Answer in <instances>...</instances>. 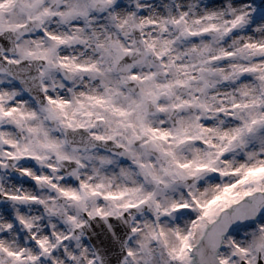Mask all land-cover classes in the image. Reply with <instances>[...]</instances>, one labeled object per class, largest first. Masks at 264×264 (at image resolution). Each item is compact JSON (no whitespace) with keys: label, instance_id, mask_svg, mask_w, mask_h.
<instances>
[{"label":"snow or ice","instance_id":"snow-or-ice-1","mask_svg":"<svg viewBox=\"0 0 264 264\" xmlns=\"http://www.w3.org/2000/svg\"><path fill=\"white\" fill-rule=\"evenodd\" d=\"M0 264H264V0H0Z\"/></svg>","mask_w":264,"mask_h":264}]
</instances>
